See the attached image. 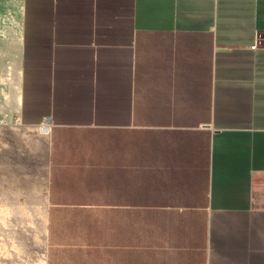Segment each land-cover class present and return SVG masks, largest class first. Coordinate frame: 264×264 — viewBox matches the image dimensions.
Returning <instances> with one entry per match:
<instances>
[{
	"label": "crops",
	"instance_id": "1",
	"mask_svg": "<svg viewBox=\"0 0 264 264\" xmlns=\"http://www.w3.org/2000/svg\"><path fill=\"white\" fill-rule=\"evenodd\" d=\"M12 1L43 264H264V0Z\"/></svg>",
	"mask_w": 264,
	"mask_h": 264
},
{
	"label": "rangeland",
	"instance_id": "2",
	"mask_svg": "<svg viewBox=\"0 0 264 264\" xmlns=\"http://www.w3.org/2000/svg\"><path fill=\"white\" fill-rule=\"evenodd\" d=\"M13 14V1L0 0L1 22ZM25 131L40 134L37 127L25 129L14 121L0 124V264H43L44 259L45 220L35 199L42 172L36 157L43 144L37 136L25 138Z\"/></svg>",
	"mask_w": 264,
	"mask_h": 264
},
{
	"label": "bare ground",
	"instance_id": "3",
	"mask_svg": "<svg viewBox=\"0 0 264 264\" xmlns=\"http://www.w3.org/2000/svg\"><path fill=\"white\" fill-rule=\"evenodd\" d=\"M45 123H47V122H45ZM45 125H46V124L37 127V128H38V133H40V134H44V133L47 131V128H48V127L45 126ZM23 136H24L25 138H28V136H30V133L27 132V131H25V132L23 133Z\"/></svg>",
	"mask_w": 264,
	"mask_h": 264
},
{
	"label": "built area",
	"instance_id": "4",
	"mask_svg": "<svg viewBox=\"0 0 264 264\" xmlns=\"http://www.w3.org/2000/svg\"><path fill=\"white\" fill-rule=\"evenodd\" d=\"M45 123H42V125H44Z\"/></svg>",
	"mask_w": 264,
	"mask_h": 264
}]
</instances>
